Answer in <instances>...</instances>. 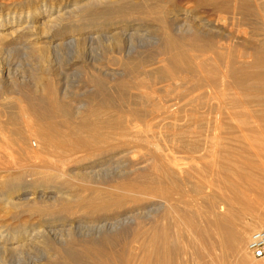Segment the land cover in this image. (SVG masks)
I'll list each match as a JSON object with an SVG mask.
<instances>
[{
    "label": "bare ground",
    "instance_id": "6f19581e",
    "mask_svg": "<svg viewBox=\"0 0 264 264\" xmlns=\"http://www.w3.org/2000/svg\"><path fill=\"white\" fill-rule=\"evenodd\" d=\"M51 1L48 4L42 0L40 4L30 5L27 10L15 11L12 15L9 12L0 14V52L20 51L41 63H49L52 59L56 61L64 52L69 67L78 61L91 66L95 61L89 56L91 47L103 46L106 61L112 63L109 61L114 58L120 70L101 69L102 76L99 75L101 77L96 80L97 89H112L119 97L127 95L128 98L126 103L118 102L115 105L108 102L106 97L94 105L78 101L73 103L72 108L71 101L68 103L64 99L69 96L67 86H59L52 77L44 78L41 74L34 79L44 81L41 85L46 91L45 101H35L34 95L27 97L18 89L10 92L9 87L7 93L16 95L19 103L11 109L0 103V156L13 161L7 159L11 163L7 171L19 169L26 175L13 178L11 174V183L4 181L8 177L5 175L0 177L3 178L0 185L13 190L23 183L25 189L38 187L53 190L54 194L50 196H43L41 191L35 196L38 200H52L51 214L67 210L70 215L122 212L124 216L113 222L92 225L69 224L66 227L60 224V227H56L49 222L45 226L10 232L1 229L0 254L15 255L21 253L25 245L39 242L47 253L53 252L62 264H176V244L170 241L177 239L180 230H186L192 235L190 247L192 245L195 259L198 258L191 264H222L224 261L227 264H261L250 257L247 238L251 230L264 229V214H250L253 216H245L246 220L241 221L233 202L255 207L263 202L264 196V183L259 182L262 175L255 174L257 170L264 171V111H247L245 107L249 101L239 99L240 95L237 97V93L242 91H259L264 96V0H191L197 6L217 14L218 23L230 20L237 26L238 33L244 36L239 38L240 41H232L233 44H219L217 36H209L203 30L201 32L198 26L203 27V21H199L196 15L193 19L197 21V27L189 23L188 10L163 8L157 2H146L144 6L136 5L120 12L115 7V0ZM57 1L60 3L57 4ZM118 12L124 20H115ZM134 13L159 15L162 31L155 38V55L151 58L155 62H149L148 57L140 58L137 62L130 58L132 33L124 25L128 23L127 16ZM167 14L172 15L167 19ZM41 40L42 46L39 45ZM118 52L121 54L116 55ZM41 70L47 71L49 68L43 64ZM10 74L9 69L0 67V88L6 80L10 81ZM146 77L148 81L144 79ZM179 77L185 78L188 85L175 97L178 92L176 78ZM161 80L172 81V84L168 82L162 90H158L161 97L157 99L151 96L150 91H154V84ZM133 89L139 95H129ZM254 93L253 98L257 97ZM100 94L105 95L103 92ZM249 97L254 102L250 94ZM256 100H260L255 102L257 105L264 104L260 98ZM104 106L117 111V114L114 113L116 119L110 125L109 118L100 120L97 117V109L100 112ZM186 106L193 111L207 108L209 113L212 112L213 116L206 119L212 133L201 135L198 132L190 140V136L185 137L187 141L183 143L173 135L170 143L179 146L178 142H181L179 147L186 148L189 162L191 158L205 159V156L210 157L212 164H217L222 158L228 160L231 155L237 158L234 165L230 163L234 171L230 170L231 167L227 169L230 172L226 177L223 168L216 167L213 180L207 184L211 191L204 192L205 184L192 182L191 164L186 160L148 149L145 160L123 163L115 167L109 178V174L104 172L102 176L96 173L97 170L90 171L94 179L85 178L86 184L70 192L77 178L68 168L69 164H81L95 150L115 155L128 153L130 156L133 154L130 149H140L141 145L145 149L149 142L142 134L145 131L140 128L142 123L148 122L151 116L169 120L170 116L178 115ZM236 107H241V111L231 110ZM60 114L68 117L61 119ZM95 114L96 120H91ZM173 120L169 121L174 125L176 121ZM105 127L109 128L106 132L102 130ZM231 149L237 150L231 152ZM16 157L25 162L15 163L16 159L13 158ZM241 161L250 162L243 172L238 165ZM238 175L244 176L248 180V188L256 190L260 196L251 198L247 188L241 190L232 179ZM22 177L25 178L24 182ZM188 185L199 192L198 198L191 200L186 197L185 187ZM10 190L4 198L0 195L2 207L33 208L41 219L46 217L47 212L38 207L35 200L28 201L31 198L27 192L13 195L17 191ZM175 194L179 197L176 198ZM146 202H152L151 206ZM135 218L139 222L131 233L120 236L115 232L109 233L118 224L132 222ZM123 238H130L128 242L132 244L120 248L119 241ZM42 253L44 256L45 253Z\"/></svg>",
    "mask_w": 264,
    "mask_h": 264
},
{
    "label": "rangeland",
    "instance_id": "374dc122",
    "mask_svg": "<svg viewBox=\"0 0 264 264\" xmlns=\"http://www.w3.org/2000/svg\"><path fill=\"white\" fill-rule=\"evenodd\" d=\"M72 1L80 2L81 0H69V2H72ZM115 1H116L115 7L120 12H121V10H123V11L129 10L133 6H136V5L144 6V4L146 2H150V3L157 2L163 8L171 7L172 10H177V9L188 10V13H189V18L187 19L188 22L191 24H194V26L197 27V21H195L193 19V16L196 15L197 16L196 18H199L198 19L199 21H201V22L203 21L202 22L203 24H201V25H203V27L198 26V29L201 32L203 30V32L208 33L207 35H209V36H211V35H215V37L217 36L216 40H218L217 43H219V44H223V43L225 44L228 42H229V44H233V42L235 43L237 41H240L239 38H243V36H244L243 33L242 34L240 33L241 36H239L240 34L238 33V30H236L237 26L234 23H232L230 20H226L225 23H222L221 21H219L222 24L218 23V20H217L218 15L217 14L209 11V9H204V7L197 6L191 0H115ZM41 2H42V0H0V12H1L0 14H4V13L9 12L10 15H12V13L15 11L20 12V11L27 10V8L31 7L30 5L40 4ZM46 2L48 4H51L52 1L46 0ZM58 3H60V1H57V4ZM190 11H191V13H190ZM120 12H118V16L115 18L116 21H121V19H123V20L125 19V18L121 17L122 14ZM171 15L172 14H167L166 18L167 19L170 18ZM126 20H128V23H126L124 26L128 27L130 32L132 33L131 34L132 37L130 36V40L132 41L131 44H133V45H131V47L133 46V48H134V49L132 48L130 58H132V60L134 62L135 61L137 62V60L139 61L140 58H147L148 57L149 62H155L154 59H151L152 56L155 55V47H154L155 46L154 43L156 42L155 38H157L160 35V32L162 31L160 23L158 22L159 15L155 16L153 13H145V14L144 13L143 14L134 13V14L128 15ZM206 22H207V24H206ZM214 22H215V25H214ZM208 23H209V25H212V26H209ZM116 25L118 27L120 26L119 24H116ZM207 26L210 29L212 28L211 29L212 32L210 31L209 28H207ZM209 32H211V33H209ZM41 44H42V40H41V42H39V45L40 46L44 45V44H42V45ZM91 48L92 49L89 52V56L95 60L94 62H92L93 66L92 65L90 66L89 64L84 65L83 63H80L78 61L77 63H75V65H71L69 67L70 64L69 65L67 64V59H66L64 52L60 54V57L57 58L56 61L54 59H52L51 61L49 60L50 61L49 63L47 61L48 64L46 62L41 63L37 59L34 60V58H32L26 54L23 55L20 51H12V52H8V53L0 52V67H4L5 69L7 68V69H9V72H11V74H10L11 77L9 75V78H8L10 81L6 80V82L3 83V87L0 88V91L4 93V94L0 93V103L4 104L9 109H11L10 107H16L18 105L19 100L16 97V95H13L12 93H7V90L9 89V87H10V92L18 89L21 93L25 94L27 97H29L30 94L34 95L35 101H40V102L45 101L46 100V93H45L46 91L44 90L43 85H41L44 83V81L39 82L38 79H36V80L34 79V77H38L40 74L44 78L47 77L48 79H50L52 77L51 79L54 80L57 85L61 84L62 86L63 85L67 86V91H68L67 94L69 96H67L64 99H66L67 101L66 100L65 101L68 103H70L69 101H71L70 104H71L72 108H73L74 104H76L78 101L87 103L88 105H94V104H96V102H99L100 100H102V97H106L108 102H112L113 105L119 104V103H122V104L126 103V98H128L127 95L124 97L123 96L119 97L118 94H115L112 89H108V88L104 89L103 88L105 92L103 90L101 91V89H100V91H99V89H97L96 80L102 76V74H101L102 70H104L106 68H113V69H115L116 72H118L120 70V68H119V66L115 65L116 60L114 58L112 59V61H109L112 63H108L106 61V59H107L106 58L107 57L106 49L103 46L100 47L98 45V46H93ZM37 53H39V52H37ZM117 54L120 55L121 53L118 52V53H116V55ZM45 63H46V65H45ZM41 64L42 65L44 64V66L46 68H49V70H47V71L41 70L42 69ZM49 64H50V67L48 66ZM94 64H95V66H94ZM101 67H103V68H101ZM96 68H97V70H96ZM147 68H149V67H147ZM43 72L46 74L44 75ZM55 73H57V74H55ZM99 75H101V76H99ZM59 77H61V78H59ZM144 79L146 81H148L147 77ZM176 79H177L178 92L175 93V97H178L188 84L185 82V78H183V77H179ZM163 81L166 83H164ZM163 81L162 80L157 81L154 84V86L155 85L156 86L155 87L153 86L154 91H150L151 96H153L154 98L159 99L158 97L159 96L161 97V93H160L161 91H158V90H162L164 85L168 84V82H169V84H172V81H171V83L169 80H163ZM8 83H9V85H7ZM10 84H11V86H10ZM61 85H59V86H61ZM7 86H8V88H7ZM40 86H42L41 87L42 89L40 88ZM32 90H33V92H32ZM133 90H131V92H130L131 94H129V95H139L138 92H135L136 91L135 89H133ZM101 92H103L105 95H101L100 94ZM72 93H73V95H72ZM247 93L244 91L237 93V97L240 95L238 97L239 99L250 102V103L248 102L246 104L247 107H245V108L248 109L247 111L253 112L252 110L258 111V109L261 111H264V104L263 105H257L255 103V102L260 101V100L259 101L256 100L258 98H260L262 101H264L263 93L256 91L255 93H256L258 98L257 97L253 98L254 92L252 93V91L247 92ZM249 94L252 96L251 99L252 100L254 99V102L250 101ZM119 98L122 99L121 102L119 101V100H121ZM23 100L26 101L27 99L23 98ZM207 105L209 106V102L207 103ZM122 108H124V106ZM231 110L241 111V107H236V108L231 109ZM184 111H185V113H184ZM96 113L99 116H97L95 114L92 116L91 120H96L97 117L98 118L100 117L99 118L100 120H102V118H109L110 123L108 122V125H110L116 119L115 117H116L117 111L115 109H113L112 107L107 108L106 106H104V108H101L100 112L97 109ZM114 113H116V114H114ZM189 113L192 115L190 116ZM211 113L212 112H210V113L208 112L207 108L206 109L200 108L198 110L193 111L192 109H190L189 106H186L185 109H181V111L178 112V115L175 114L174 116L172 115L169 117V120L174 119L176 121L175 122L173 120L175 122L174 125L172 124L173 123L172 121L166 120L168 118L160 119L161 117L158 118L155 116H153V118H151L152 117L151 116L147 120L148 122H145V124L142 123V125L140 127L142 130L145 129V131L144 130L143 131H144V133L146 132V134L142 133L141 132L142 130H140V132L144 135V137L148 138L147 141L149 142V145L146 146L147 147V148H145L146 150L143 149L144 147L142 145L139 147L140 149H138V148L137 149L136 148L130 149L131 152L133 153L130 156L128 155V153H126V154L122 153V155L120 153L118 155H115L114 153L95 150V151H93V153H90L87 156L88 158L85 161H83L81 164H79V165L77 164L76 166L74 164H69L68 168L71 170V172L75 173L73 176L75 178H77V180L75 179V181L73 182L74 187L72 188V190L70 189L71 190L70 192H72L73 190L74 191L77 190L79 187H81L82 184H86V179L90 180L91 179L90 177L93 178L90 171H92V170L96 171L97 170L96 173L99 172V174H102V176H103V172H104L106 174H109L107 176V178H109V176L111 175L110 173H112L116 169L115 167L122 166V165H124L126 163H130L132 161L136 162L137 159L139 161L145 160L147 158L148 149H149V151L156 150L159 153L161 152V154L166 155V153H167V155L171 154L174 157L178 156L177 157L178 159L186 160V163L191 164L189 167H191L190 169H191L192 176H193L191 178L192 182L199 181L201 183V185L205 184L204 185L205 187L202 189L204 192L205 191L206 192L211 191V187H209L207 184H208V181L213 180V176H214L213 174L215 172L214 170L217 169L216 167L217 166L222 167L224 170L223 175L226 177L229 174L228 172H230L227 169H229L231 167L230 170L234 171V169H232V165H234L237 158L236 157L233 158L234 156L231 155L232 157L228 158V160L230 159L229 160L230 162L227 160V158L226 159L222 158V160L217 162L218 165L212 164L210 162V157H207V156H205V159L204 158L201 159V157L200 158L198 157L195 159L193 158L194 161L191 158V162H189L190 159H187L188 154H187V151H185L186 148L184 147L185 148L184 149L183 147H181V148L179 147V146H181L180 145L181 142L183 143V141H185V142L187 141L186 140L187 138H185V137L190 136L189 137V140H190V139H192L193 136H197L198 132L202 133L201 135H203L204 133H209V134L212 133V131L210 129L211 126L206 124L207 123L206 119L211 118L213 116V114H211ZM206 115H207V117H206ZM67 117L68 116L65 117V115H63V114H60V116H59V118H61V119H66ZM177 122H178V124H177ZM140 124L137 125L138 128H139ZM143 125L144 126L146 125V126L143 127ZM147 125H148V127H147ZM169 128H170V130H169ZM104 129H102V130L106 132V131H108L107 129H109V128L107 127L105 130ZM161 133H162V135H161ZM173 135L179 141H181V142H178L179 146L173 145V142L170 143V138ZM154 136H155V138H154ZM180 137L185 138V139L180 140L181 139ZM149 138H150V140H149ZM153 143L155 145H152ZM156 143L158 144V146ZM169 144L171 145V147ZM236 148H237V146H236ZM157 149H159V150H157ZM130 150H127V151H129V154L131 153ZM143 150H145L144 152H146V153H144ZM236 150L237 149H231V152H233V151L236 152ZM240 151H242V150H240ZM231 152H229V153H231ZM144 156H146V157H144ZM131 157H133V158H131ZM1 158L7 160L9 157L3 156V155L0 156V171H2V172H0V177H6L5 175L8 176V177H6V179L7 178L8 179L6 180L4 178V181L11 183L13 181L14 177H18V176L21 177V176L26 175V173H24L23 171L19 172V169H18V171L16 169L15 170L12 169V171H10V172L7 171L6 170L7 167H9L11 165V163L9 164V161H8L10 158L7 160V162H8L7 164H5L6 160H2ZM117 158H119V159L117 160ZM206 158H209V159L206 160ZM13 159H16L15 163H18V161L19 162L20 161L25 162V160H21L17 157L13 158ZM197 160L199 162H195ZM231 161H233V162H231ZM11 162H13V161L11 160ZM257 162L258 161L256 160V163ZM227 163H229V164H227ZM230 163H232V165ZM249 163L247 164L246 161H241L238 164L239 166H241L240 170L242 171V170L246 169L249 166ZM245 165H247V166H245ZM1 166H2V168H1ZM196 166H197V168H196ZM211 166H214L215 168H213ZM112 168H114V169H112ZM200 168H201L202 172L200 171ZM233 168H234V166H233ZM84 171H85V173H84ZM15 172H17L18 174L16 173V175H14ZM262 172H264V171H262V170L261 171L260 170L255 171L256 175H258V176L262 175V177H259V178H262L259 180L260 184L264 183V179H263L264 173H262ZM20 173H22V174H20ZM83 173H84V176H83ZM11 174H13V176ZM85 175H87V176H85ZM11 176L13 178L10 179ZM241 176L242 175H238L237 177L235 176L232 179L237 185L240 186L239 187L240 189L242 188L241 190L244 191V190L248 189V191L251 192L250 194H253V195L249 194L250 197L252 196L251 198L259 197L260 195L258 194V192L256 190L250 189V187L248 188V184H246V182H248V180L244 176H242V177ZM82 178H84V179L86 178L85 181H83L84 179H82ZM235 178H237L238 180ZM239 178H241V179H239ZM2 179L0 178V180H2ZM22 179H23V177H22ZM26 179H28V177ZM24 181H25V178L23 179V182ZM239 181H241V182H239ZM19 185L20 186L15 187V189H13V190L7 189L6 187H3L0 185L1 198H4V196H6V194L9 190L14 191V192L17 191L13 195H19L18 193L27 192V196L31 198L28 201L35 200L37 202V206L38 207L40 206L41 208H43V210H45L47 212V215H46V217L44 216L43 219H41L40 215L37 214L35 211H33V208H27V207H25V208L24 207L7 208L4 206L2 207L0 204V207H1V209H0V230L1 229L4 231L9 230V232H10L12 230H20V229H24L26 227L27 228L28 227L29 228H36V227H39L40 225L45 226L49 222L54 223L56 225V227H60L59 226L60 224L66 225V227H68L69 224H71V225H78V224L79 225H92L94 223H102V222H107V221L113 222L116 218H118V217L121 218L122 216H124V214L122 212H114V213H108V214H102V215H89V216H85V215L80 214V213L70 215L69 211H67V210H64L62 212H54L53 214H51L49 212V209L52 208L54 205L52 200H46L45 198H41L40 200H38L35 198V196H36V194H40V193H42L43 196H46V195L50 196V195L54 194L53 190L49 191L50 189H45V190L42 189L43 190L42 191L41 189H38V187L36 189H33V190L30 187H26V189H25L23 183L22 184L20 183ZM206 185H207V187H206ZM190 186L188 185L185 187V189H186L185 195H186V197H189L191 200H194V199L199 197V192ZM243 186H244V188H243ZM213 189H215V191H217L215 187H213ZM39 191H41V192L39 193ZM2 193H4V194L6 193V194L4 195ZM175 195L177 196V194H175ZM175 195H174V197H176ZM178 197L179 196H177L176 198H178ZM58 200L59 199H57V201ZM148 201H151V200H148ZM261 201H263V202L256 205L255 207L246 206V205L240 204L238 202H233V207H235L234 209H236L237 212L240 214L241 221L242 220L244 221V220H246V217L253 216L250 214H254V215L255 214L256 215L264 214V196L262 197ZM146 203L148 206L149 205L151 206V204H152V202H146ZM49 217H51V219ZM137 219L138 218H135L132 222H124L123 224L122 223L118 224L117 228L116 227H115L116 229L113 228L112 229L113 231L111 230L109 233L113 234L115 232L116 234H118V236L131 233L132 231H134L137 228V224H138L137 222H139L138 221L139 219L138 220ZM257 230H260V229H257ZM253 231H255V230H253ZM253 231L251 230L249 232V235ZM249 235H248V238H249ZM177 236L178 237L176 240L174 238H172L170 241L171 243L173 242V244H176V251H175L176 264H191V263L195 262L198 258L195 259L196 256H194L192 245L190 247V243L192 242L191 233H189L186 230H180V232L177 234ZM248 238H247V242H248ZM173 239H174V241H173ZM128 241H131V239L130 238L121 239L119 241V247L120 248H127L130 244H132V242L129 243ZM67 244H70V243H67ZM43 246L44 245L42 243H39V242H36L35 244L30 243L29 245L27 244V246L25 245L24 247H22L21 253H18L15 255L12 253L0 254V264H34V263L35 264H37V263L38 264L39 263L40 264H62L60 262V259L58 257H56L55 255H53V252L49 251L47 253L46 248H44ZM42 252L45 253L44 254L45 257L43 256ZM40 254H42V255H40ZM190 254H192V255H190ZM250 257L255 262H258V263L261 262V264H264V258H255L252 255ZM222 264H227V263L224 261Z\"/></svg>",
    "mask_w": 264,
    "mask_h": 264
},
{
    "label": "built area",
    "instance_id": "2783aa9c",
    "mask_svg": "<svg viewBox=\"0 0 264 264\" xmlns=\"http://www.w3.org/2000/svg\"><path fill=\"white\" fill-rule=\"evenodd\" d=\"M247 249L255 258H264V229L255 230L250 233Z\"/></svg>",
    "mask_w": 264,
    "mask_h": 264
}]
</instances>
